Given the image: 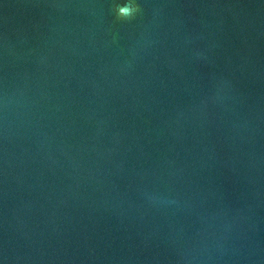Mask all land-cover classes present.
Returning <instances> with one entry per match:
<instances>
[{
	"label": "water",
	"instance_id": "water-1",
	"mask_svg": "<svg viewBox=\"0 0 264 264\" xmlns=\"http://www.w3.org/2000/svg\"><path fill=\"white\" fill-rule=\"evenodd\" d=\"M0 264H264V0H0Z\"/></svg>",
	"mask_w": 264,
	"mask_h": 264
},
{
	"label": "clouds",
	"instance_id": "clouds-1",
	"mask_svg": "<svg viewBox=\"0 0 264 264\" xmlns=\"http://www.w3.org/2000/svg\"><path fill=\"white\" fill-rule=\"evenodd\" d=\"M135 9L131 5H124L118 7V15L121 17H128L130 16Z\"/></svg>",
	"mask_w": 264,
	"mask_h": 264
}]
</instances>
